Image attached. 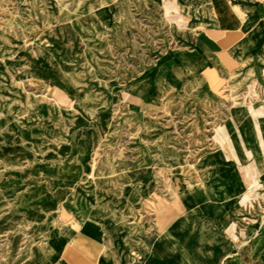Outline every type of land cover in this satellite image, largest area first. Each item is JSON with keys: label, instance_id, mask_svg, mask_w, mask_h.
Segmentation results:
<instances>
[{"label": "rangeland", "instance_id": "374dc122", "mask_svg": "<svg viewBox=\"0 0 264 264\" xmlns=\"http://www.w3.org/2000/svg\"><path fill=\"white\" fill-rule=\"evenodd\" d=\"M184 31L148 0H0V264L63 261L60 237L51 260L34 251L79 221L64 202L137 247L167 221L173 190L231 172L213 159V131L246 105L255 72L211 91ZM90 191L117 216L92 215Z\"/></svg>", "mask_w": 264, "mask_h": 264}, {"label": "crops", "instance_id": "0c3cea01", "mask_svg": "<svg viewBox=\"0 0 264 264\" xmlns=\"http://www.w3.org/2000/svg\"><path fill=\"white\" fill-rule=\"evenodd\" d=\"M148 1L163 6L178 26L184 21L190 66L201 68L200 79L211 91L224 88L232 74L255 72L246 105L228 113L213 131L214 148L221 144L224 153L213 159L231 172L208 178L210 184L200 190H173L172 201L160 211L167 221L137 247L122 243V233L108 223L104 232L114 238L110 243L91 216L81 215L82 204L64 202L63 210L79 221L60 236L53 234L34 254L51 260L59 250L53 239L60 237L59 264H264V216H258L257 205L259 188L264 189V0ZM205 171L200 175L207 177ZM90 192L102 209L92 215L117 216L115 202L101 203L97 192Z\"/></svg>", "mask_w": 264, "mask_h": 264}]
</instances>
